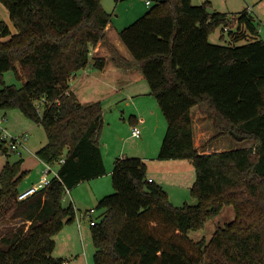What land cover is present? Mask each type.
Listing matches in <instances>:
<instances>
[{"label":"trees","instance_id":"obj_1","mask_svg":"<svg viewBox=\"0 0 264 264\" xmlns=\"http://www.w3.org/2000/svg\"><path fill=\"white\" fill-rule=\"evenodd\" d=\"M0 4L16 29L12 33L0 20V110L17 109L43 127L46 142L35 152L43 163L64 159L57 177L23 200L17 199L27 175L22 157L4 163L0 224L17 225L0 234V264H62L51 256L53 237L76 216L63 195L106 173L98 143L101 104H81L69 82L89 63L103 68L104 59L90 62L89 51L103 38L110 14L100 0ZM207 8V1L156 0L118 31L165 117L157 159L192 162L195 203L173 205L159 184L148 181L142 159L117 157L110 173L114 191L97 201L103 213L90 225L94 264H264V41L246 8L235 18ZM234 24L252 39L230 44L220 35L225 44L208 41L217 27ZM8 70L23 78L20 87L4 82ZM193 107L218 135L241 146L201 153L193 143ZM0 149L9 152L1 141ZM224 206L233 209L231 221L208 239L189 236Z\"/></svg>","mask_w":264,"mask_h":264},{"label":"rangeland","instance_id":"obj_2","mask_svg":"<svg viewBox=\"0 0 264 264\" xmlns=\"http://www.w3.org/2000/svg\"><path fill=\"white\" fill-rule=\"evenodd\" d=\"M155 1L156 0H152V5L155 3ZM205 1L210 4L212 10L224 13L228 18H235L246 7H251V15L254 17V24L258 31L257 38L264 41V0H191L192 4L194 5H199ZM100 4L101 7L108 14H110V19L116 22V25H119L121 29L130 24L136 18L143 15L149 9V7L145 5L144 0H100ZM133 15H135V17L132 20H129V17H133ZM127 19L128 22H126ZM0 20H3L8 24L12 33L16 32L13 23L9 19L7 10L2 4H0ZM14 29L15 31L13 32L12 30ZM229 29L235 31V33L229 35ZM220 35H223L224 38H226V42L230 44L232 42L244 43L252 39L250 33H248L246 29L241 28L238 30L236 29V26L234 24L229 25L227 29L222 30L221 26L217 27L209 35L208 41L210 43L225 44L224 41H221L219 39ZM233 36H237L239 39L237 41H234ZM17 71L19 73V68H17ZM88 74L90 75V73ZM84 76H87V74ZM77 77L79 78V74L77 75ZM95 77H97L98 80V76ZM77 79L74 80L76 81ZM3 80L6 84H14L16 87H20L23 83V78H17L12 70H8L3 73ZM72 82L73 80H71L70 84ZM143 82H145L144 84H146V81ZM91 84V88H86L85 92L91 97L97 99V102L101 104L103 111V125L98 138L103 162L106 163V165L110 163L113 166L114 160L119 157L121 153H125L126 157L139 158L138 154L141 153L142 148L141 141L145 142V139H147V146L143 147L146 149H144L143 151H145V153L146 151L147 153H152L153 148H157V153L155 156L157 157L159 151L158 148L160 147V143L166 130V121L160 107L156 102V99H154V97H150L155 106L157 117L153 116L150 120L148 119L146 124H144L143 126L139 125V129L142 131V135L139 137H134L131 135V126L133 124L132 116L137 115L136 111L140 107V104H142L141 100H143L144 98L140 97L141 99H139L138 101L126 99V92H131L133 88H124L122 90H119L118 92V90L115 91V87L112 84L109 86H103L99 85L98 81L94 80H92ZM144 103L147 104V102ZM194 111L196 110L193 108L191 112ZM5 112V121H2L1 119L3 118V113ZM207 122L209 123V121ZM0 125L1 127H6L9 133L13 136L21 134L26 135V139L23 141V147L20 146V149H18L17 152L8 150V153H3L0 149V170L7 160L9 162H13L19 157L24 158V165H22V169L26 170L27 175L21 181L19 188H25L30 185L31 181H33V179L37 177L39 172V175H41L43 168H41L40 170L37 168V158L35 157V152L46 142L45 131L41 125L35 124L26 119L17 109H10L7 111L0 110ZM212 131L214 132V130ZM217 133H215V138L209 137V142L214 140V142L210 144L214 146L213 149H236L241 146L240 144H237L226 136L217 137ZM4 145L5 147H7V142H5ZM142 161L146 164V161L144 159H142ZM176 162H178L177 165L171 166L170 168L175 170V172H179L182 176V182L180 183V185L187 186V184L193 183L195 179V171L192 162L188 159H177ZM152 166L155 170V165ZM57 168L58 164L55 163L52 169L56 170ZM164 174H166V172H164ZM158 175L162 177L161 170H159ZM158 175L156 174V171L148 174V176H151L153 179H155V183L159 184ZM52 176L53 173L50 172L48 174V177L51 178ZM91 180H99V182H101L102 184H104L105 182L110 184V190L105 192L104 195L110 194L114 191L111 181V175L107 171L104 175L100 176V178ZM91 180L82 181L76 184L71 189L65 191L63 195V205H67L70 201H73V194H76L77 197H80L78 199L80 204H78V202L77 204L74 203V208L77 215L76 219H74V223L77 224L78 220L80 223L81 220V225L84 224V222L88 224V229H86L85 231L81 229V232L76 231L74 234L71 232V237L70 235H67V227L65 224L64 228H62L53 237L55 241V247L51 253V256L55 259H63L67 262V264H94V245L91 239V228L89 226V220L91 219L94 221H99L102 209L96 208V205H93V208H90L93 209L90 219L80 215L85 211L84 202L87 201L84 200L81 196H83L85 190L87 192L91 190L90 186H92V183L95 182ZM181 186L180 189L183 190ZM190 187L186 189V194L187 197L192 200V202L189 204H192L195 203V199L190 194ZM168 188L172 189L173 187L169 186ZM80 199H82V201ZM181 203L182 204H180V206L186 202L183 201ZM232 219V207L224 206L216 216L207 221L204 227L198 230L190 231L189 236L193 240L201 239L204 236L210 237L217 227L223 226L225 223L231 221ZM16 225V221L13 220H8L4 223H1L0 234Z\"/></svg>","mask_w":264,"mask_h":264},{"label":"crops","instance_id":"obj_3","mask_svg":"<svg viewBox=\"0 0 264 264\" xmlns=\"http://www.w3.org/2000/svg\"><path fill=\"white\" fill-rule=\"evenodd\" d=\"M134 17L135 15H133V17H129V20H132ZM126 22H128V19ZM119 30H121V27L119 25H116V22L109 19V22L106 25L105 30H104L103 38L95 46L91 47L89 51L90 62L93 58H97V57H102L104 59L103 68L96 69L91 65V63H89L85 68L77 71L73 75L71 80H73L74 82L75 81L74 79L78 78L77 77L78 74H79V78L74 83L72 82L73 84L71 83L72 86L70 84L71 82L70 80L69 82V85L71 86L70 91L76 96L77 100L81 104L88 105L93 102H97V99L91 97L85 92L86 88L88 87L91 88L92 80L98 81V84L103 85V86H109L112 84L115 87V91L118 90V92L119 90H122L124 88L126 89L133 88L131 92H126L125 98L131 99L133 101L134 100L138 101L139 99L144 98L143 100H141L142 104H140V107L136 111L137 115L132 116L133 117L132 126L135 125L139 127V125L143 126L144 124H146L148 119L150 120L153 116L157 117V114H156L155 106L150 98L153 96L149 94V86L147 82L146 84H144L145 82L143 81H145V79L143 78V74L141 72V69L138 63L134 60L131 53L127 49V47L120 40L118 36ZM12 31L14 32L15 29ZM88 73H90V75ZM86 74L87 76H84ZM93 75L98 76V80H97V77ZM144 102H147V104ZM193 108L196 110L194 112H191L192 122H193L192 123L193 124V143H194L195 148H197L201 153H209L215 150H219V149H213L214 146L210 145L212 142H214V140L209 142V137L215 138L216 137L215 133H217V131L211 128L212 127L211 123L209 122L210 123L209 124L206 118L198 114L196 107H193ZM5 114L6 112L3 113V117H5ZM212 130H214V132ZM141 135H142V131L140 130V136ZM219 136L221 135H218L217 133V137ZM145 140H146L145 142L141 141L142 148H141V153L138 154V156L140 159H144L146 161V164H145L146 165V172H145L146 178L151 179L153 182H155V179H153L151 176H148V174H151V172L153 173L154 171H156V174L158 175L159 170H161L162 177L158 175L159 176L158 183L167 193V196L170 202L175 206H180V204H182L181 202L183 201L186 203L187 202L191 203L192 200H190V198L187 197L186 189H188V187H190L192 183L187 184V186H181L180 183L182 182L181 180L182 176L180 175L179 172H175V170L170 168L171 166L177 165L178 163L176 162L177 159H166V160L157 159V157H155L157 153V148L155 149L153 148L152 153H147V151L145 153V151H143L145 148L143 147L147 146V139ZM208 148H211V149H208ZM35 157L37 158L36 166L40 170L41 168L44 167V164L37 156ZM119 157H126V155L125 153H121ZM22 159L24 161L23 157ZM22 165H24V162L22 163ZM152 165H155L154 166L155 170ZM104 166H105V170L108 173H111L113 166L110 163L108 165L104 163ZM164 172H166V174H164ZM39 174L40 172L38 173L37 177L34 178L33 181H31L29 186L22 188V189L19 188V191L25 190L28 187L36 184L40 178ZM97 178H100V176ZM97 178H94V179H97ZM163 178H168V179H163ZM91 181H95L93 182L94 184L92 183V186H90L91 190L89 192L85 190L84 194L86 195L83 194V196H81L84 200H87L84 202V206H85L84 210L93 208V205H96L97 201L104 195L105 192L110 190V187H111L110 184L106 182L102 184L101 182H99V180H91ZM169 186L173 187L174 189L168 188ZM180 186L183 188V190L180 189ZM72 198H73L72 199L73 201H70V202L72 203L73 206H74V203L77 204V202L78 204H80L78 201L80 197H77L76 194H73ZM80 200L82 201V199ZM102 213H103V209H102L101 214ZM81 223H82L81 220H80V223L78 220L77 224L74 223V220L72 222L66 223L67 235H70L71 237L72 233L74 234L76 231L81 232V229H83L84 231L88 229V224L86 222H84V224L82 225ZM204 238L208 239L209 237L204 236Z\"/></svg>","mask_w":264,"mask_h":264},{"label":"built area","instance_id":"obj_4","mask_svg":"<svg viewBox=\"0 0 264 264\" xmlns=\"http://www.w3.org/2000/svg\"><path fill=\"white\" fill-rule=\"evenodd\" d=\"M144 2L147 7H149L152 4V0H144ZM246 11L247 13H251L252 12L251 7H246ZM37 110L38 112H41V109L39 107H37ZM1 120L5 121V118L3 117ZM131 135L134 137L140 136V129L138 126L134 125L131 127ZM0 139H1V142H4V143L7 142L8 150L17 152V150L20 149V146L23 147V141L26 139V135L21 134V135L13 136L9 133L6 127H1L0 125ZM63 160H64L63 157L59 158L57 161V164L60 165L63 162ZM43 164H44V167L42 169L39 181L36 184L28 187L27 189L19 191L17 195L18 200H23L29 197L30 195H32L33 193H35L37 190L48 186L50 184L51 179L53 177H57V169L53 170L52 164H49V163H43ZM50 172L53 173V176L51 178L48 177V174ZM148 181H151V179H148ZM92 212H93V209L85 210L81 215L90 219ZM89 223L90 225H92L94 223V220L90 219ZM62 264H67V262L63 260Z\"/></svg>","mask_w":264,"mask_h":264},{"label":"water","instance_id":"obj_5","mask_svg":"<svg viewBox=\"0 0 264 264\" xmlns=\"http://www.w3.org/2000/svg\"><path fill=\"white\" fill-rule=\"evenodd\" d=\"M207 11L210 13V12H212V9H210V8H207Z\"/></svg>","mask_w":264,"mask_h":264}]
</instances>
